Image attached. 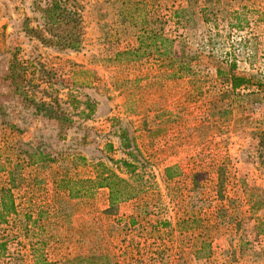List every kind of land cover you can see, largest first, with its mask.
Returning <instances> with one entry per match:
<instances>
[{
  "label": "rangeland",
  "instance_id": "obj_1",
  "mask_svg": "<svg viewBox=\"0 0 264 264\" xmlns=\"http://www.w3.org/2000/svg\"><path fill=\"white\" fill-rule=\"evenodd\" d=\"M49 1L0 0V264H264V89L227 75L264 83V0H63L75 50L24 28ZM119 129L142 187L110 205Z\"/></svg>",
  "mask_w": 264,
  "mask_h": 264
},
{
  "label": "trees",
  "instance_id": "obj_2",
  "mask_svg": "<svg viewBox=\"0 0 264 264\" xmlns=\"http://www.w3.org/2000/svg\"><path fill=\"white\" fill-rule=\"evenodd\" d=\"M63 0H50L48 3H45L42 7H39V11L42 13L41 18H38L40 22L34 26H28V18L24 19V28L30 33V36L36 38L40 43L54 46L58 49H70L75 50L79 46L80 42V30H79V17L74 9H70L63 5ZM38 21L36 19H33ZM48 31L46 35L44 30ZM149 42L154 47L156 42H159L163 47L164 43L167 42L165 37L160 35H151L149 37ZM140 44V46H139ZM143 37L138 36V46L141 47L144 45ZM125 52V51H124ZM127 53V52H125ZM115 55H118L116 53ZM16 61V60H15ZM15 61H11L8 65L9 72L8 75L13 81H15L16 71ZM233 65H228L227 75L229 79V86L231 90L238 89L242 86H248L254 84L256 88H263L264 83L260 79L254 80L252 82L251 76L237 75L231 72ZM217 73H220L219 69ZM73 106L76 103H81L83 108L80 110L82 114L88 116L92 113L93 107L92 104L87 100H76L70 99ZM119 139L120 146L126 150V158H118L114 160V163L117 165V168L123 170L127 174L126 177H123L114 171L108 170L102 164H99V170L96 173V177L92 179L85 180L86 182H92L94 188L106 187L108 189V200L109 204L113 205L116 202L122 201L126 198H130L133 193H125L120 189L119 184H125L131 186V189L137 190V192L142 187L141 184L130 185L133 181L141 183L142 175L139 166L136 164V159L133 154L129 152L130 146L133 147V143L129 141L126 132L123 129H119L116 133ZM259 141L264 143V130L260 132ZM110 146V145H109ZM127 156H129V159ZM171 166H166L163 171L166 178L173 177L176 173H173ZM137 186V187H136ZM136 193V192H135ZM73 197L78 196L77 190L74 193H71ZM14 212V204L12 200V195L10 190L6 187L0 188V221H3L5 217ZM4 249L3 241H0V253Z\"/></svg>",
  "mask_w": 264,
  "mask_h": 264
},
{
  "label": "crops",
  "instance_id": "obj_3",
  "mask_svg": "<svg viewBox=\"0 0 264 264\" xmlns=\"http://www.w3.org/2000/svg\"><path fill=\"white\" fill-rule=\"evenodd\" d=\"M98 189H104V190H106L104 187H99ZM105 192H107V190Z\"/></svg>",
  "mask_w": 264,
  "mask_h": 264
}]
</instances>
